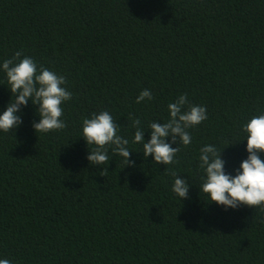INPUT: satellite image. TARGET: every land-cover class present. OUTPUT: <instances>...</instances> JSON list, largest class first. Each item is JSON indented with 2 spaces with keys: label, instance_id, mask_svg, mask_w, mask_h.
<instances>
[{
  "label": "trees",
  "instance_id": "1",
  "mask_svg": "<svg viewBox=\"0 0 264 264\" xmlns=\"http://www.w3.org/2000/svg\"><path fill=\"white\" fill-rule=\"evenodd\" d=\"M17 51L65 76L72 98L63 129L36 133L29 102L23 123L0 132V256L12 264H264V208L225 210L198 188L200 147L238 142L241 125L264 112V0H0V61ZM3 83L0 74V111L11 98ZM143 89L153 98L136 103ZM182 93L208 118L188 129L192 142L173 164L135 151L134 167L118 156L103 173L89 164L85 116L108 110L130 138L133 119L144 129L166 121ZM246 143L224 149L228 171L246 158ZM173 170L195 183L183 201L170 190Z\"/></svg>",
  "mask_w": 264,
  "mask_h": 264
},
{
  "label": "clouds",
  "instance_id": "2",
  "mask_svg": "<svg viewBox=\"0 0 264 264\" xmlns=\"http://www.w3.org/2000/svg\"><path fill=\"white\" fill-rule=\"evenodd\" d=\"M0 74L4 77L3 85L11 93L6 108L0 111V132H9L23 123L21 109L28 106L29 102L35 106V114L39 117L32 121L36 133L46 134L66 127L61 118L63 105L72 98V93L66 86L65 76L42 65L38 66L33 57L22 56L20 51L12 58L0 61ZM152 98V92L143 89L136 97V103ZM185 105H188L187 108ZM167 110L169 118L166 121L153 120L147 129L140 126L138 118L133 119L131 123L135 131L130 138L120 134V126L108 110L85 116L80 137L89 149L86 157L89 164L95 165L103 173L104 165H109L118 156L124 167H134L136 161L131 159L134 151L142 152L144 159L149 160L151 157L149 161L157 165L173 164L179 146H188L192 142L188 129L207 120L208 113L204 105L189 104L186 93L169 102ZM240 130L244 135L238 142L247 141V156L232 171L227 170L222 153L227 146L238 142L229 143L223 148L214 143L200 147L199 196L203 193V201L208 204L214 202L225 210L238 209L242 205L264 208V112L253 115L241 125ZM174 144L177 146L173 147ZM130 145H138L141 151H136ZM180 174L175 170L171 172L173 180L170 190L175 198L183 201L189 197V189L195 183L192 180L189 182V175L182 177ZM0 264H12V261L0 256Z\"/></svg>",
  "mask_w": 264,
  "mask_h": 264
}]
</instances>
